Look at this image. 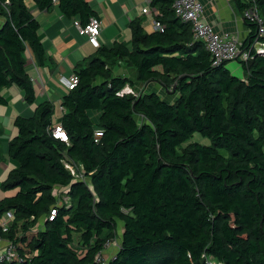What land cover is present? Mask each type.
Returning <instances> with one entry per match:
<instances>
[{"label":"trees","instance_id":"16d2710c","mask_svg":"<svg viewBox=\"0 0 264 264\" xmlns=\"http://www.w3.org/2000/svg\"><path fill=\"white\" fill-rule=\"evenodd\" d=\"M8 1L0 0V104L1 90L15 85L34 110L15 117L7 144L12 167L0 187L11 194L0 198V216L13 217L0 236L15 256L0 264H97L113 238L106 264H264V50L236 59L242 75H232L224 62L211 64L173 0H149L160 28L131 19L127 42L101 44L76 63L78 83L53 123L52 102L35 105L27 72L28 52L38 65L47 60L39 22L25 0ZM233 2L238 12L246 6ZM57 5L81 25L97 16L87 0ZM255 5L264 27V0ZM243 23L241 48L264 42L258 25ZM118 61L132 80L113 74ZM133 82H154L170 98L118 93ZM55 125L67 142L52 136ZM193 133L208 143L191 141Z\"/></svg>","mask_w":264,"mask_h":264},{"label":"crops","instance_id":"0c3cea01","mask_svg":"<svg viewBox=\"0 0 264 264\" xmlns=\"http://www.w3.org/2000/svg\"><path fill=\"white\" fill-rule=\"evenodd\" d=\"M87 1L102 21L98 38L100 45L109 46L115 41L127 42L130 37L128 22L134 18L140 20L144 29L152 28L154 11L149 6V0ZM200 2L202 15L214 31L237 34L243 41L247 34V27L239 17L233 0H200ZM25 3L39 22V35L47 56L45 63L38 65L29 52L26 55L27 72L36 94L35 105L43 100L52 102L53 123H55L63 112L61 98L66 92L58 81L59 76L72 74L74 65L90 57L96 48L87 41L85 36L79 34L76 26V23H80L79 19L62 15L57 2H53L48 9L44 10L37 9L33 0H25ZM142 7L146 8L145 13H141ZM3 21L4 18L0 15V23ZM112 72L133 79V71L125 68L121 61L112 66ZM148 83L133 82L131 88L137 92H144ZM150 91L156 92V89ZM1 94L7 99V103L0 104V183L12 167L8 160L7 144L16 132L14 119L18 115L29 117L34 110V104L28 105L23 99V92L15 85L3 88ZM9 194L11 192H4L0 187V198Z\"/></svg>","mask_w":264,"mask_h":264},{"label":"built area","instance_id":"2783aa9c","mask_svg":"<svg viewBox=\"0 0 264 264\" xmlns=\"http://www.w3.org/2000/svg\"><path fill=\"white\" fill-rule=\"evenodd\" d=\"M58 0H52V2H57ZM256 0H241L246 6L239 12V17L241 20H248L258 25V36L264 34V27L261 23V19L258 16L256 5ZM9 3L5 0L3 6ZM171 9L174 15L181 21L188 23L193 39L202 42L204 49L208 52L212 65H218L220 63H225L230 60H247L249 58V52L254 50L256 52H262L264 50V42L255 39L250 45L241 48L242 40L238 38L237 34L228 33H217L214 31L212 26L207 23L202 15V5L200 0H173L171 4ZM152 11H154L151 8ZM146 8H141V13H145ZM102 21L97 16H92L89 18L85 25L76 23L77 30L80 35L86 37L87 41L95 48L100 46L99 35L102 29ZM153 29H159L160 24L154 19L151 21ZM59 83L66 89L74 88L78 83V77L72 73L68 76L61 75L58 78ZM119 94H134L137 95L140 92L134 91L133 88L125 84L118 92ZM99 131L95 132L96 137L99 135ZM51 134L54 138L61 139L67 142V135L64 129L60 125H55L51 129ZM68 168L73 170L72 166L67 165ZM72 173V172H71ZM73 174V173H72ZM74 175V174H73ZM75 176L83 179L81 174ZM65 203L68 202V198L62 199ZM54 210L51 209L49 217L54 215ZM12 212L7 211L0 216V230L6 231L12 221ZM118 247V241L116 238L109 240L105 243L102 253H100L97 258V264H104L102 260V255L105 250L110 248L112 253H114L115 248ZM15 256L13 251V245L8 241H3L0 236V261L1 260H11ZM106 264V263H105Z\"/></svg>","mask_w":264,"mask_h":264},{"label":"rangeland","instance_id":"374dc122","mask_svg":"<svg viewBox=\"0 0 264 264\" xmlns=\"http://www.w3.org/2000/svg\"><path fill=\"white\" fill-rule=\"evenodd\" d=\"M225 65L227 66V69L230 70L231 74L232 75H236L238 77H240L242 75V69L239 65V63L236 61V60H230V61H227L225 62ZM156 89V92H158V95H160V97L164 98V99H168L169 100V96L166 95L164 93V91L157 85L155 84L154 82H150L148 83V85L145 87V90L147 91H150V90H155ZM191 141H197L199 143H202V144H207L208 143V140L206 138H202L198 133H193L192 134V137L190 139ZM77 169V170H76ZM78 169L79 168H76L74 166L73 170H71V168H69V170L75 175H78L80 174L78 172ZM63 190H57V198L59 199H63V198H66V195H64V193L62 192ZM120 225L117 224V227H116V233H117V237L119 236L120 234ZM113 255L112 253V250L110 248H108L107 250H105L104 254L102 255V260L104 261V264L108 261L109 258H111ZM209 264H216V262L214 261H209Z\"/></svg>","mask_w":264,"mask_h":264}]
</instances>
